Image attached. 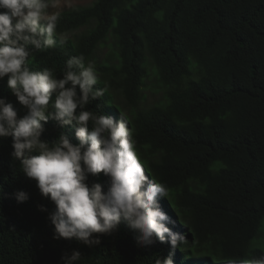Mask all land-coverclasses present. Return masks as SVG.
Returning a JSON list of instances; mask_svg holds the SVG:
<instances>
[{
  "label": "trees",
  "instance_id": "16d2710c",
  "mask_svg": "<svg viewBox=\"0 0 264 264\" xmlns=\"http://www.w3.org/2000/svg\"><path fill=\"white\" fill-rule=\"evenodd\" d=\"M58 13L57 33L68 42L57 38L44 52L30 46V68L62 78L70 57L93 64V89L106 92L86 110L129 122L145 174L167 188L159 203L169 227L185 240L175 250L158 240L144 247L123 220L110 234H94L101 242L92 247L56 239L55 204L20 170L12 137H0V264H65L73 250L77 264H157L169 256L174 264H243L264 254V0H96ZM110 37L111 56L97 60ZM151 73L161 95L146 105ZM0 98L18 117L27 113L7 77ZM75 128L49 118L41 139L54 144L63 134L78 145ZM87 183L107 192L110 177L89 175ZM21 191L28 199L18 202Z\"/></svg>",
  "mask_w": 264,
  "mask_h": 264
},
{
  "label": "clouds",
  "instance_id": "9594fccd",
  "mask_svg": "<svg viewBox=\"0 0 264 264\" xmlns=\"http://www.w3.org/2000/svg\"><path fill=\"white\" fill-rule=\"evenodd\" d=\"M50 7H57V0H0V8L7 10L0 12V79L7 77L12 94L27 108L18 117L14 105L0 98V137H12V155L20 161V170L55 204L49 219L56 239L74 238L92 247L101 242L94 234H110L123 220L138 233L141 246L158 240L180 248L185 237L169 227L174 222L159 203L167 197V188L145 174L134 129L124 118L86 110L106 92L105 87L93 89L99 82L93 64H86L83 55L70 57L62 78L47 67L30 68V46L44 52L56 46L57 38L61 44L68 42L67 36L57 33L59 13H50ZM49 118L62 126L75 122L80 143L74 145L63 134L54 144L43 141ZM100 173L110 177L107 192L100 183H87L89 175ZM16 198L23 202L28 194L21 191ZM63 259L65 264H77L81 253L73 250ZM157 264L174 261L169 256ZM243 264H264V254Z\"/></svg>",
  "mask_w": 264,
  "mask_h": 264
},
{
  "label": "rangeland",
  "instance_id": "374dc122",
  "mask_svg": "<svg viewBox=\"0 0 264 264\" xmlns=\"http://www.w3.org/2000/svg\"><path fill=\"white\" fill-rule=\"evenodd\" d=\"M96 0H57V7H50L48 11L50 13H58L64 10L71 9L76 6H90L92 5ZM111 44L112 39L111 37L101 45L97 52H96V59L99 58L101 60H104L105 58H108L111 56ZM98 60V59H97ZM143 94L145 98L143 99L144 103L146 105L153 104L161 95V90L157 87V83L155 81L153 73H151L149 76L144 78V84H143ZM116 102L118 105H120L127 113L130 112L131 107L124 101L121 97L116 96Z\"/></svg>",
  "mask_w": 264,
  "mask_h": 264
}]
</instances>
